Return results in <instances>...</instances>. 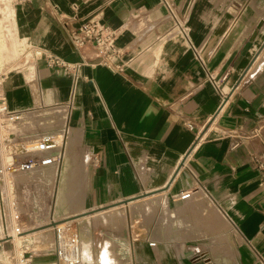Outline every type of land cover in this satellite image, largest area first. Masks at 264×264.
<instances>
[{
  "label": "crops",
  "instance_id": "obj_1",
  "mask_svg": "<svg viewBox=\"0 0 264 264\" xmlns=\"http://www.w3.org/2000/svg\"><path fill=\"white\" fill-rule=\"evenodd\" d=\"M92 16L118 30L124 72L86 63L75 82L34 60L35 48L93 58L72 42ZM23 50L30 63L3 83L8 106L25 119L67 113L62 130L72 127L89 157L84 208L166 186L167 199L189 208L176 223L169 207L164 222L92 226L81 264H264L255 162L264 155V0H0V67L18 64ZM186 190L197 197L180 199ZM55 259V247L44 248L33 264Z\"/></svg>",
  "mask_w": 264,
  "mask_h": 264
},
{
  "label": "rangeland",
  "instance_id": "obj_2",
  "mask_svg": "<svg viewBox=\"0 0 264 264\" xmlns=\"http://www.w3.org/2000/svg\"><path fill=\"white\" fill-rule=\"evenodd\" d=\"M47 111L50 114H46ZM66 116L67 113L60 107L33 112L27 115L28 119H24L17 125L18 132L24 134L25 137L48 131L62 133L65 121H67ZM69 130L65 138L67 150L64 153L63 163L59 167H46L30 173L17 172L11 175H0V264H19V257L25 250L36 253L44 248H54L56 243L54 227L70 220L77 219L67 225H71L73 229L80 232L83 252L86 253L85 242L92 240V226L103 224L118 228L111 226V223H116L115 219H118V223L125 224V227L127 224L136 223L150 225L157 219L164 222V214L169 207L176 223L179 213L189 211L187 206L176 204L174 201L176 198H171L169 195L167 200L159 199L151 210L144 208V198L129 201V206H124L127 202H121L95 210L84 208L86 162H89V157L84 155V152H80V136L72 127ZM62 171L66 172L64 181H61ZM162 189L166 190V188ZM152 193L154 192L143 191L142 197ZM197 195V193L193 194L189 199H193ZM163 200H166V203H163ZM158 209L161 210L159 216L156 215ZM196 209L195 206L190 207L194 221L201 218ZM4 211L7 216L12 211L21 214L23 217V221L19 224L23 230L21 233L14 234L9 221L10 217L7 224L5 223ZM95 212H100V214L94 215ZM83 215L89 216L81 217ZM204 219L207 224L213 223L208 215H205ZM227 222L225 220L216 221L222 227ZM26 234L31 235L23 237L24 239L16 237ZM145 235L147 233L143 232L142 236Z\"/></svg>",
  "mask_w": 264,
  "mask_h": 264
},
{
  "label": "built area",
  "instance_id": "obj_3",
  "mask_svg": "<svg viewBox=\"0 0 264 264\" xmlns=\"http://www.w3.org/2000/svg\"><path fill=\"white\" fill-rule=\"evenodd\" d=\"M4 1V0H2ZM118 30L96 16L86 19L72 33V42L75 49L83 51L92 48L94 57L88 59L84 56L79 62L68 61L56 54L44 51L41 48L33 50L34 60L43 59L45 65L52 69L64 72L75 82L82 78V67L86 63L96 67L103 65L116 72H124V61L117 62L122 51L116 44ZM21 60L16 65L0 67V175L6 173H30L45 167L62 165L66 150V130L61 137L59 132H44L26 136L18 132L17 125L25 119V111L11 110L8 106L7 96L3 90L4 80L14 69H25V50L21 52ZM218 89L219 86L216 85ZM223 98L226 95L220 90ZM192 128V127H190ZM260 170V184L264 185V155L255 157ZM192 191L179 193L180 199L191 197ZM5 223L10 217L13 231L21 233L19 225L23 221L20 213L4 211ZM55 264H81L84 261V252L80 232L71 225H56ZM34 252L25 250L19 257V264H33Z\"/></svg>",
  "mask_w": 264,
  "mask_h": 264
},
{
  "label": "bare ground",
  "instance_id": "obj_4",
  "mask_svg": "<svg viewBox=\"0 0 264 264\" xmlns=\"http://www.w3.org/2000/svg\"><path fill=\"white\" fill-rule=\"evenodd\" d=\"M64 130V129H63ZM70 130L68 129L67 130V133L66 134H68V132H69ZM61 135V137L64 135L63 133H61L60 134ZM50 167H53V166H50ZM46 168V167H45ZM48 168V167H47ZM38 171V170H37ZM40 171V170H39ZM66 172L65 171H62V179H61V181H64V178H65V174ZM12 173H6L5 175H11ZM60 174V173H59ZM42 175V174H41ZM43 175H44V173H43ZM49 176V175H48ZM166 188V190H164V189H162V190H160L161 191V193L160 194H158V195H156V196H146L143 200H144V208L145 209H147V210H151V208L153 207V205H155L156 203H157V201L159 200V199H161V198H164V199H166L167 200V192H168V188H167V186L165 187ZM142 197V196H141ZM144 197V196H143ZM139 198V197H138ZM63 200V199H62ZM166 200H163V203H166ZM166 207V206H165ZM100 214V212L99 213H96V214H94V215H99ZM81 217H87V215H83V216H81ZM81 217H79V218H81ZM78 218V219H79ZM77 220V219H76ZM76 220H70V221H67V222H65V223H63V224H61V225H67L68 223H70V222H73V221H76ZM116 223H118V219H115L114 220ZM14 232V234L16 235V234H19V233H17V232H15V231H13ZM40 232H42V231H40ZM40 232H39V234H40ZM34 234V233H33ZM29 235H31V234H26L25 236H16V237H18L19 239H24L23 237H28ZM31 237V236H30ZM38 238V237H37ZM36 238V239H37ZM43 239H45L44 237H43ZM38 241H40V240H38ZM42 241V240H41Z\"/></svg>",
  "mask_w": 264,
  "mask_h": 264
},
{
  "label": "water",
  "instance_id": "obj_5",
  "mask_svg": "<svg viewBox=\"0 0 264 264\" xmlns=\"http://www.w3.org/2000/svg\"><path fill=\"white\" fill-rule=\"evenodd\" d=\"M129 200H126V201H122V202H128Z\"/></svg>",
  "mask_w": 264,
  "mask_h": 264
}]
</instances>
